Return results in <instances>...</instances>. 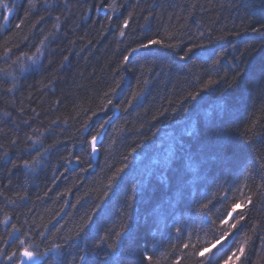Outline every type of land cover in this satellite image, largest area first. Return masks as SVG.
<instances>
[{
  "label": "trees",
  "instance_id": "16d2710c",
  "mask_svg": "<svg viewBox=\"0 0 264 264\" xmlns=\"http://www.w3.org/2000/svg\"><path fill=\"white\" fill-rule=\"evenodd\" d=\"M5 2L12 12L8 27L0 19V250L18 252L16 237L41 252L59 243L64 264H79L85 252L91 259L104 250L98 245L106 233L128 226L136 232L135 260L152 248V233L159 264H172L181 254L173 225L209 238L201 231L208 221L193 201L212 197L215 218L218 197L227 194L229 206L252 197L234 214L245 219L232 230L238 233L232 247L246 241L245 264H264L260 0ZM7 14L0 8V16ZM149 39L175 47L154 55L141 50L125 64L123 56ZM199 45L192 59L180 60ZM6 48L12 49L7 57ZM22 53L36 63L17 60ZM209 79L214 87L186 99ZM97 134L92 153L89 141ZM225 154L228 163L220 166ZM125 165L115 194L105 196ZM11 225L19 232L9 239ZM0 264L13 261L4 255Z\"/></svg>",
  "mask_w": 264,
  "mask_h": 264
},
{
  "label": "snow or ice",
  "instance_id": "6c2138e0",
  "mask_svg": "<svg viewBox=\"0 0 264 264\" xmlns=\"http://www.w3.org/2000/svg\"><path fill=\"white\" fill-rule=\"evenodd\" d=\"M47 4V0H45ZM29 4L32 7H35L33 0H29ZM260 5L264 8V0H260ZM0 8H3L8 14L0 16V19L3 20V27L9 26V17L11 15L12 9L5 2V0H0ZM57 21H59V17H56ZM259 23L261 28L264 29V15L261 16ZM23 21H20L16 24V28H21ZM124 26L127 27V21L124 22ZM254 31H260V29H254ZM121 36L124 35V32L121 31ZM45 40L48 37L44 38ZM171 39V38H170ZM44 41H41V45H43ZM175 47L171 43H165L159 39H149L147 42H141L138 48H133L131 52H128L123 56V61L125 64L130 62L131 57L134 53H138L141 50H146V55H154L157 48H173ZM195 47H203L202 45L188 47L187 51H185L182 55H180L181 61H187L192 59L190 54L194 53ZM11 48H6L5 57H7L11 53ZM37 53L40 52V48L36 49ZM27 58L33 64L36 63V60L33 57H29L27 53H22L21 56L17 57V60H21L22 58ZM67 59V57H65ZM239 71V69H237ZM235 75V74H234ZM261 77L264 78V68L261 69ZM147 83V81H145ZM217 82L209 79L207 82L203 84V87L200 91L190 92L186 99L195 101L197 97L200 96L201 92L206 91L215 86ZM232 87V85H229ZM12 89L10 88L9 91ZM106 95H108L106 93ZM133 99H139V94H133ZM108 103L111 104L112 101L109 98ZM183 104V102H182ZM129 105H131V100L129 101ZM180 111L184 113H189L190 109L187 107H182ZM95 115V113H93ZM106 123V121H105ZM103 124L100 125V128H103ZM255 127V125L253 126ZM251 131V129H249ZM97 135H93L91 140L89 141L92 153H95L97 149ZM251 143V140H249ZM135 152V149H133ZM131 155V153L129 154ZM127 159V157H125ZM191 161V157L189 158ZM79 162V158H77ZM228 163L227 155L218 159V164L223 166ZM27 166V164H26ZM125 165L122 168L116 170V173L111 177L107 189L105 191V196H108L110 192L114 193V189L118 187L115 184L120 178V173L125 171ZM211 174V173H210ZM218 199L222 202V210L220 208L216 209L215 218L212 213L215 205L213 204L212 197H206L205 201H193V204L196 206V210L201 215V220L203 222L204 219L208 221L207 228L202 229L205 237H209L207 239H202L199 233H195L193 231H187L179 225L174 224L175 228V237L173 238L176 243H180V252L181 254L176 256L175 260L172 261V264H181V260L191 261L192 264H245L248 260V257L245 256V243L239 244L237 247L233 249L232 245L236 243L235 236L238 233H234L232 230L237 228V224L245 219L243 213L239 214L237 217L234 215L237 209L242 207H247V205L252 203V197L248 196L246 199L242 196L240 198H235L234 202L228 205V197L225 194L224 197H218ZM212 205V207H210ZM99 208V206H97ZM95 212L88 216V220L81 226L79 231L77 232V236H79L85 228L89 227L93 216H95ZM11 218L8 217L2 221L5 226L9 225V220ZM161 222L165 219L162 214L157 216ZM219 221V228H216V222ZM12 231L8 233L9 239H12V236L19 232V229L16 228L15 225H11ZM153 246L152 248H148L146 246L145 251L140 254L139 260H135L133 258L132 253V245H134L136 241V232L134 229L124 226L122 231H116L111 233H106L103 237H101V244L98 247H103V251L99 253H94L92 258L89 259L87 252L80 255L78 257L79 264H159V257L156 256V248H155V234L150 233ZM193 235L197 236L196 243L192 242ZM18 252L13 251L11 254H6L2 250H0V256H7L8 261H13V264H40L41 261L45 260V257H48V260L45 261V264H64V260L61 256L62 245L59 243L52 244L48 247L47 252L39 251L38 245H33L26 240L19 239ZM15 243V240L12 241ZM147 243V242H146ZM6 246L7 243L5 242ZM170 246L175 248L176 244L170 241ZM227 249V252H225ZM224 252L226 258L221 256V253ZM51 254V255H49ZM164 255V253H161ZM244 257V261L241 258Z\"/></svg>",
  "mask_w": 264,
  "mask_h": 264
},
{
  "label": "water",
  "instance_id": "95a60500",
  "mask_svg": "<svg viewBox=\"0 0 264 264\" xmlns=\"http://www.w3.org/2000/svg\"><path fill=\"white\" fill-rule=\"evenodd\" d=\"M98 140H99V137H97V142H98Z\"/></svg>",
  "mask_w": 264,
  "mask_h": 264
}]
</instances>
